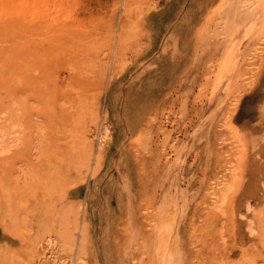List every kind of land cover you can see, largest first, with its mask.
Returning a JSON list of instances; mask_svg holds the SVG:
<instances>
[{"label": "rangeland", "instance_id": "obj_1", "mask_svg": "<svg viewBox=\"0 0 264 264\" xmlns=\"http://www.w3.org/2000/svg\"><path fill=\"white\" fill-rule=\"evenodd\" d=\"M0 29V264H264V0H0Z\"/></svg>", "mask_w": 264, "mask_h": 264}, {"label": "bare ground", "instance_id": "obj_2", "mask_svg": "<svg viewBox=\"0 0 264 264\" xmlns=\"http://www.w3.org/2000/svg\"><path fill=\"white\" fill-rule=\"evenodd\" d=\"M6 19H7V20H4V21H3V24H4V26H5V27H4V33H5V35H6V36H5V35H4V36L8 39V37H9V32H10V30H9V29H10V28H9L10 23H9V21H8L9 18H6ZM2 26H3V25H2ZM0 30H3V29H0ZM5 37H4V39L6 40ZM85 102H86V100H85ZM8 123H9V122H8ZM8 123H7V125H8ZM13 124H14V123H13ZM2 125H3V124H2ZM15 127H16V126H15ZM8 134H9V133H8ZM4 135H5V134H4ZM6 135H7V134H6ZM87 149H88V148H87ZM11 158H12V157H11ZM9 160H10V159H9ZM11 160H12V159H11ZM78 161H79V160H78ZM40 173H41V172H40ZM40 173H39V174H40Z\"/></svg>", "mask_w": 264, "mask_h": 264}]
</instances>
